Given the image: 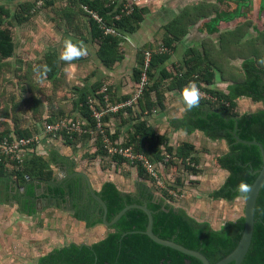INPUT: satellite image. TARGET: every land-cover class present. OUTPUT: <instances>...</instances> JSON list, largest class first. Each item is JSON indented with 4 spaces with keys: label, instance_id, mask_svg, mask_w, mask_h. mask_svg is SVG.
<instances>
[{
    "label": "trees",
    "instance_id": "1",
    "mask_svg": "<svg viewBox=\"0 0 264 264\" xmlns=\"http://www.w3.org/2000/svg\"><path fill=\"white\" fill-rule=\"evenodd\" d=\"M37 1L20 4L18 10L20 9L22 13H17L19 23L28 20L34 10H40L49 3L45 0L43 6L38 8ZM127 2V0L121 2L119 0H69L68 3L77 6L80 10L84 5H87L90 9L98 11L108 23H115L117 29L127 35V33H134L140 28L146 13H148L147 7L137 4H134L131 13H124L122 10ZM120 13H122V17L116 20L115 16ZM10 16L11 9L1 4L0 58L4 59L12 57L15 51L12 31L14 21L9 20ZM72 18L74 19V17ZM72 18H68V21H71ZM232 18L234 17L230 19ZM89 22L92 37L99 45L98 56L103 64L113 67L121 62L124 59V39L118 35L106 34L92 18ZM170 28L171 25L167 26L168 30ZM174 40L172 37H164L162 42L169 49L168 52L154 51L151 64L147 69L149 80L139 100L138 114L128 118L125 113L129 111L121 110L118 113L107 114L103 118L107 133L111 136L114 145H119L115 143L116 140H120L121 135L124 136V132L128 131L129 136L121 145L124 147L133 146L137 153L147 155L153 162L160 165L166 188L161 189L148 175L146 169L138 163V176L144 180L136 181L133 190L123 191L117 183L109 180L104 182L97 193L108 206L107 219L109 221L129 204H147L153 212V229L158 236L199 250L214 264L236 248L243 234L245 218L240 216L237 219L226 221L220 228H216L208 220H200L191 215L183 206L176 205L179 198L170 194V189L176 190L179 194L184 193L186 180L183 173L200 174L202 172L199 167L201 156L196 154L198 150L190 142H181L178 146L171 145L169 135L157 131L150 124L148 115H152L154 110L165 109L166 91L181 90L188 81L194 80L198 87L209 93L213 99L202 97L199 107L187 111L183 118L172 120L171 125L176 129H183L190 133L196 130L203 131L207 137L214 141H226L228 150L218 153L214 157L217 166L221 170L227 171L228 175L218 188L209 193V197L213 200L229 202L240 197H247L248 193L238 191V186L243 181L250 188L263 166V156L258 145L238 141L235 137V129L237 128L240 138L249 141L257 140L264 146V66L257 64L258 58L264 57V33L255 37L241 51V54L242 52L244 54L242 55L244 61L241 65L242 78L235 79L226 91L214 86L216 72L213 62L200 52L191 54V50V56L186 60V65L177 69L176 73L170 72L164 64L170 59L171 50L175 48ZM148 49L147 45L140 52V62L135 69L137 82L141 80L144 70V52ZM46 62L48 77L52 79L58 71V53H49L46 56ZM61 63L67 64L62 60ZM102 85V82H99L93 93L85 92L76 104L83 116L82 120L85 121L89 130L95 131L96 127V119L90 108L89 100L96 98L99 103L105 105V94L109 95L111 92L110 87L108 92H103ZM241 97L261 102L263 108L254 112H240L238 99ZM110 101L117 102L113 101L112 97H110ZM97 106L98 109H101L98 104ZM120 115L125 117L123 123L121 121L119 125L117 123L112 125L111 121H116L115 118ZM59 118L47 117L43 119L48 122H56ZM14 119L16 125L19 124L20 118L16 116ZM124 123L132 124L130 128L124 130ZM37 132L22 129L17 125L14 130L7 128L0 132V143L5 137L31 136ZM62 139L66 145L74 147L77 146L80 139L84 140L83 143L94 140L93 144L96 150L88 151L84 156L89 160L108 157L107 159H111L112 163L117 164V169L122 163L131 162L130 159L120 154L110 152L109 146L99 133L67 134L65 132L62 134ZM167 155L170 157L168 161H165ZM65 159L64 161L61 159V161L65 163ZM58 162L55 152L47 159L36 151L29 153L23 163L7 164L0 161V180L11 179L20 186L27 185L28 196L35 195L34 179L47 182L49 194L63 199L66 195L71 197L76 210L74 217L84 221L88 228L102 224L103 207L90 195L85 178L78 175L63 181L57 180L52 164ZM179 164L183 166V170ZM167 171L173 173V178H165V174H168ZM192 182L197 181L192 180ZM1 193L4 192L0 188V197ZM255 218L252 244L242 264H264V186L257 201ZM148 222V215L143 210L132 208L117 223L109 227V233L101 240L90 244L71 243L64 247L54 248L40 256L35 264H203L195 256L159 244L151 239L146 233Z\"/></svg>",
    "mask_w": 264,
    "mask_h": 264
},
{
    "label": "crops",
    "instance_id": "2",
    "mask_svg": "<svg viewBox=\"0 0 264 264\" xmlns=\"http://www.w3.org/2000/svg\"><path fill=\"white\" fill-rule=\"evenodd\" d=\"M34 1L36 0H0V5L3 4L11 9L9 20L14 21L12 31L15 51L13 55L25 53L31 55L32 60L37 59L38 54L44 55L42 59H45L44 65L47 69L46 56L51 52H57L59 57L63 39L71 37L74 42L82 43L86 47L87 55L76 62H71V64H62L59 59L58 71L61 66L66 70L69 66L73 70L80 68L83 73L90 72L89 76L91 75V77L84 80V85L81 86V94L93 93L98 80L100 81L105 76V73L93 71L97 68V62H100V65L105 69H109V73H114V68L104 65L98 56L99 45L92 37L90 18H81L74 14L73 19L71 14L73 25L68 29L64 25V16L59 15L63 11L59 10L65 8L69 4V0H66L68 2L47 0L49 3L40 10H34L28 20L19 23L17 13H22L20 9V11L18 10L20 4ZM121 1L123 0H119V2ZM133 1L138 6L147 7L148 13H146L140 28L134 33H127L124 38V59L121 63H124V78L126 74L128 77V80L124 79V93L129 92L127 87L129 82L131 84V80L137 84L135 69L140 62V52L147 45L149 49L156 51L163 44L162 41L166 36L175 39V48L171 50V57L164 64L170 72L176 73L177 69L186 65V60L191 56V50V54L200 52L213 62L216 72L214 86L226 91L235 79L242 78L243 72L237 66L240 58L244 59L240 52L255 37L264 33V0H129V2ZM231 17L234 18L230 19ZM169 25H171L170 30L167 29ZM91 55H94L96 59L90 60ZM240 65H242V61ZM48 79L50 80L49 77ZM121 86L117 83L119 90L122 88ZM168 92L170 94L166 93V97H168L165 100V109L156 110L148 117L150 124L157 131L169 135L171 145L178 146L181 142H190L195 145L198 150L196 154L201 156L199 167L202 172L198 175L188 172L183 174L186 180L184 196L190 197L194 190L197 197L201 195V192L192 188L194 187L193 183H200L206 161L204 156L210 154L209 149L202 147L203 143L207 144L205 139L211 141L210 145H215L214 148L219 144L224 152L228 150L227 143L224 140L214 141L200 130L190 133L172 126L170 119L183 118L187 111L182 99L179 100L181 90L174 89ZM41 95L42 99L48 98L46 93ZM82 95L73 98L72 109L75 112H72L70 119L77 118L75 116L82 119L83 116L76 105ZM175 105L179 107V114H174L173 106ZM66 107L69 110L70 103ZM61 109L65 108L55 104L53 114L59 113L62 111ZM46 111H44L42 119L51 115ZM38 118L39 115L27 113L17 125L25 130L40 132L43 130L46 119L40 121ZM17 125L15 119L2 117L0 132L7 128L14 130ZM90 147L91 144L87 145L83 142H78L76 147L68 146L52 137H43L33 151L42 154L47 159L52 156L53 152L56 153L59 162L52 166L56 172V179L59 181H62V177L66 174L82 171L90 176L96 190H99L104 182L110 180L117 183L123 191H131L132 189H124L120 182L122 177L118 174L121 171L120 167L116 170V165L112 167L104 165L102 157L92 160L84 157L88 152L87 148ZM29 153L31 154V152ZM64 158H66L65 163L63 162ZM107 158L105 157V159ZM160 169L162 170L161 167ZM167 173L165 178H173L172 172L167 171ZM207 174H205L206 177H208ZM197 179L200 180L192 182ZM4 182L7 183L4 184ZM33 182L36 185L35 195L28 196L27 185L20 186L11 179L0 180V188L4 192L0 197V264H35L40 256L54 248L64 247L71 243L90 244L101 240L109 233L110 229L104 223L88 228L84 221L75 218L74 214L70 212V208H74L73 200L69 201L64 198L67 200L65 203H71L69 209H65L64 199L56 198L48 193L47 182L36 179ZM183 207L187 209L186 204H183ZM222 225L216 226V228H220ZM3 237H7L8 242L1 240Z\"/></svg>",
    "mask_w": 264,
    "mask_h": 264
},
{
    "label": "rangeland",
    "instance_id": "3",
    "mask_svg": "<svg viewBox=\"0 0 264 264\" xmlns=\"http://www.w3.org/2000/svg\"><path fill=\"white\" fill-rule=\"evenodd\" d=\"M127 1V3H129V0ZM59 11H63L60 12L59 15L64 16V25L68 29H70L73 25L70 20L68 21V18H71V14L72 17H75L74 14H76L81 18H91L84 8L80 10L75 5L73 6L69 4L65 8L63 7L62 9H60ZM67 14H69L70 16L67 17ZM241 55H244L243 52ZM38 56L39 57L37 59L35 58L34 60H32L31 55L25 53H18L17 55H13L10 58H0V119L3 117L6 119L14 120L16 116L21 119L27 113H34V115H39L38 119L40 121H43L44 119H42V117L45 114L44 111L48 109L46 113L49 112L48 114H51L48 117H60L58 119L60 120L63 118L70 119V115L73 114L72 112H75V110L72 109L73 98L82 95L81 86L84 85V80H88L89 77H91V75L89 76L90 72L83 73L82 69L78 68L76 70H73L69 66L67 67V71L66 69H62L63 67L61 66L56 77L52 80H49L46 66L44 65L45 59H42L44 58V55L41 56V54H38ZM95 59L96 58L93 55L90 60L93 61ZM241 59L242 58H240V62H237L239 70H241V61H244V59ZM258 59L259 60L257 64H259L260 66H264V57H260ZM97 64V68H95L93 71L96 70V72L100 71L102 73H105V76L100 81L98 80L95 88L97 87L99 82H102L103 84L101 90H104V87H110L111 92L109 93V97H112L113 101L117 102H123L125 100H128L136 94L139 88V82L135 84L133 80H131V84L129 82V86L127 87L129 88V92L124 93V79L128 80L127 74L124 78V63L122 64L120 62L119 64H115L112 67L114 68V73H109V69H105L103 66H101L100 62H97ZM85 73L86 75L84 76ZM106 73H109L112 76ZM117 83L118 85H122V88L120 90L118 89L119 87H117ZM164 88L166 90L167 86ZM45 93L48 96L46 100L44 98L42 99L41 95ZM166 93L169 92L166 91ZM180 99L181 97L179 96V100ZM94 100L97 102L101 109H104L105 105L101 104V102L99 103L96 98H94ZM139 100L134 103L133 106L123 108L124 111H129L125 113L126 117L131 118L138 114ZM69 103L70 109L68 110L66 106ZM55 104L58 105V107H64L65 109H61L62 111H60L59 113L53 114V107L55 106ZM238 104V110L240 112H254L263 108V104L261 102H254L252 99L247 97L239 98ZM176 106L177 105L173 106V109H175L174 114H179V107ZM75 117H77L78 119V116ZM123 118L125 117H122V115H120L118 118H115L116 121L112 120L111 124L116 125L117 123V125H119L121 121L123 123ZM174 119L177 118L170 119V124ZM131 124L132 123H124L123 129L126 130L130 128ZM128 136L129 132H124V136L121 135L120 141L123 142L127 140ZM54 140L63 142L62 137L54 138ZM205 140L207 144L203 143L202 147L204 146V148L209 149L210 154H206V156H204L206 157V161L203 167L202 179L195 180H200V183H193L194 187H192L194 189L199 190L201 192V195L196 197V192L192 190L193 192H191L192 195L190 197H185L186 195L180 197L177 200L176 205L183 206V204H186L187 210L190 212L191 215L195 216L200 220H208L213 224V226L216 227L222 225L226 221L234 220L240 216H244L246 197L237 198L232 202L226 200L210 199L209 191L218 188L224 182L228 173L227 171L221 170L217 166L214 157V155L218 153H223L224 149L221 148L219 144L217 145L218 147L214 148L215 145H210L211 141L207 139ZM83 141V139L79 140V142ZM93 142L94 140H90L87 143V145L91 144V147L87 148L89 152H94L96 150V147ZM133 149L136 152L134 147ZM103 164L106 166L110 165L111 167L113 165L117 166V164L111 162V159L103 158ZM137 164L138 162H134L132 160L131 162H124L120 165L121 171L118 172V174L122 176L120 182H122L121 184L123 185L124 189L133 190L136 181L144 180V178L142 179L138 176ZM179 166H181V169L183 168L181 164H179ZM180 168L179 170H181ZM205 174H207L208 177H206ZM1 240H3L4 242H8L7 237H3Z\"/></svg>",
    "mask_w": 264,
    "mask_h": 264
},
{
    "label": "built area",
    "instance_id": "4",
    "mask_svg": "<svg viewBox=\"0 0 264 264\" xmlns=\"http://www.w3.org/2000/svg\"><path fill=\"white\" fill-rule=\"evenodd\" d=\"M45 0H38L37 7L40 8L43 6ZM136 2H129L125 5V8L122 10L124 13H131ZM83 8L88 12L89 16L94 19L100 27L104 30L106 34L118 35L122 38H126V35L122 34L116 27V24L108 23L100 13L94 9H90L87 5H84ZM122 17V13L115 16L116 20H119ZM158 53L168 52L169 49L166 45L162 44L156 50ZM154 50L148 49L144 52V70L141 75V80L139 82V88L136 94L123 102L113 103L110 101L108 94H105V107L104 109H98L97 102L94 98L89 100L90 108L92 109L93 116L96 119V127L94 130H89L86 127V123L82 119H69L63 118L57 120L56 122L46 121L43 126V130L35 133L31 136H9L5 137L0 143V161L7 164L12 162L23 163L25 159L29 156V152H32L33 149L41 142L43 137H52V138H61L63 133L73 134V133H99L103 136L104 142L109 146V150L112 153L120 154L131 161L140 163L147 171L148 175L153 178L156 184L161 188H166V182L162 175V170L160 169L159 164L153 162L147 155L143 153H137L134 151L133 147H124L121 145L120 140H116L115 143L119 145H114L111 136L107 133L103 118L110 113H118L123 110L124 107L133 106L143 94V90L148 83L149 76L147 69L151 64L152 56ZM200 89V88H199ZM103 92H108V87H104ZM203 98L213 99V97L200 89ZM169 155H167L165 161L169 160ZM170 194L175 197H182L184 193L179 194L176 190L170 189Z\"/></svg>",
    "mask_w": 264,
    "mask_h": 264
},
{
    "label": "water",
    "instance_id": "5",
    "mask_svg": "<svg viewBox=\"0 0 264 264\" xmlns=\"http://www.w3.org/2000/svg\"><path fill=\"white\" fill-rule=\"evenodd\" d=\"M235 137L240 142H243L246 144H255L261 148V152L263 156V166L259 170L257 178L255 179L253 184L250 186V191L248 192L247 197H246L245 212H244L245 227L243 230L242 237L238 245L236 246V248L230 254H228L223 259H221L220 261L214 264H230V263L242 264L243 263L250 249V246L252 244L255 223H256L255 214H256L257 201H258L261 189L264 186V146L263 144L257 140L249 141V140H244L240 138L239 135L237 134V128L235 129ZM78 175L83 176L85 178L90 195L94 199H96L99 202V204L103 207V210H104L103 223L106 226L112 227L115 223H117L121 219V217L128 210L132 208H139L148 215L149 222L147 225L146 233L149 235L151 239H153L155 242L159 244L169 246L181 252H184L186 254L195 256L199 258L203 262V264H212L209 258L205 254H203L201 251L188 248L174 240L164 239L158 236L154 232V229H153L154 228L153 212L148 208L147 204H138V203L129 204L125 206L111 221H109L107 219L108 206L106 202L102 199V197L97 193V190L95 189L91 181V178L87 173L82 172V171H75L73 173H70L69 175L66 174L64 177H62V181L67 179L68 177H73V176H78ZM65 198L68 199L69 201L71 200V197L69 195H66ZM69 205L71 206V203L70 204L64 203L65 209H69ZM70 212L75 214L76 210L74 208H70Z\"/></svg>",
    "mask_w": 264,
    "mask_h": 264
},
{
    "label": "clouds",
    "instance_id": "6",
    "mask_svg": "<svg viewBox=\"0 0 264 264\" xmlns=\"http://www.w3.org/2000/svg\"><path fill=\"white\" fill-rule=\"evenodd\" d=\"M87 55V49L82 43L74 42L71 37L63 39L62 50L59 59L71 64L72 61L83 58ZM180 96L184 103L185 110L191 111L193 108L199 107L202 93L194 80L188 83L181 89ZM238 191L241 193H248L250 191L249 185L245 182H240Z\"/></svg>",
    "mask_w": 264,
    "mask_h": 264
},
{
    "label": "flooded vegetation",
    "instance_id": "7",
    "mask_svg": "<svg viewBox=\"0 0 264 264\" xmlns=\"http://www.w3.org/2000/svg\"><path fill=\"white\" fill-rule=\"evenodd\" d=\"M59 199H63V198H59ZM66 201H67V200L64 199V200H63V203H65Z\"/></svg>",
    "mask_w": 264,
    "mask_h": 264
}]
</instances>
